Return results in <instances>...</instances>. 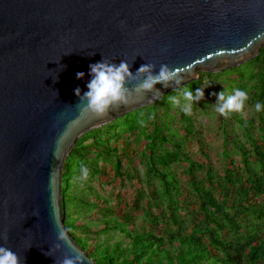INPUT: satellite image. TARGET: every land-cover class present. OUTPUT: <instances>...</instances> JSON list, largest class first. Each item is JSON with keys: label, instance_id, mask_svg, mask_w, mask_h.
<instances>
[{"label": "water", "instance_id": "obj_1", "mask_svg": "<svg viewBox=\"0 0 264 264\" xmlns=\"http://www.w3.org/2000/svg\"><path fill=\"white\" fill-rule=\"evenodd\" d=\"M263 46L264 0H0V246L21 264H57L73 249L80 264H96L65 227L60 204L76 140ZM103 58L127 60L133 73L167 64L182 83L157 84L161 94L134 95L107 117L81 113L74 90L88 91L89 66ZM57 224L72 249L57 240Z\"/></svg>", "mask_w": 264, "mask_h": 264}, {"label": "trees", "instance_id": "obj_2", "mask_svg": "<svg viewBox=\"0 0 264 264\" xmlns=\"http://www.w3.org/2000/svg\"><path fill=\"white\" fill-rule=\"evenodd\" d=\"M185 87L204 90L189 114L168 99L183 104ZM235 89L249 99L225 118L213 93ZM256 102L264 105V46L83 133L61 171L63 222L73 240L96 264H264V108L256 112ZM136 159L144 173L129 198L89 182L131 180ZM78 162L89 169L86 180Z\"/></svg>", "mask_w": 264, "mask_h": 264}, {"label": "clouds", "instance_id": "obj_3", "mask_svg": "<svg viewBox=\"0 0 264 264\" xmlns=\"http://www.w3.org/2000/svg\"><path fill=\"white\" fill-rule=\"evenodd\" d=\"M131 66L127 60H121L117 64L105 58L91 64L89 66L91 79L87 83L88 91L81 95V89L79 87L74 90L76 96L79 98V104L77 106L80 112H91L101 118L107 117L110 112L116 111L122 106L131 103L134 95H147L152 93L153 96H156L161 94L160 90L156 88L157 84L168 88L170 86H178L182 83L179 70L167 64H160L157 71L155 64L145 63L135 73L130 70ZM84 75L83 72L76 74L77 79H82ZM213 95L217 98L215 110L225 118L233 112L242 111L245 102L249 99L247 91L241 89H235L234 94L227 96L225 90L219 93H213ZM182 97L183 104H181V98L179 96H169L168 99L173 106H180L185 114H189L192 111L194 101L199 102L204 98V90L198 88L195 94H193L189 88L185 87L182 90ZM254 107L256 112H260L264 108V105L256 102ZM78 163L81 173L79 178L86 180L90 174L89 169L83 162ZM35 214L38 215V213ZM57 228V240L72 249L65 231L60 228L59 224H57ZM2 238L6 241L8 239L7 233H4ZM61 247V243H57L49 253L60 251ZM73 251L74 254H65L63 259L59 260L57 264H80L82 260L81 254L77 253L74 249ZM0 264H21V261L18 254L10 248L0 246Z\"/></svg>", "mask_w": 264, "mask_h": 264}, {"label": "rangeland", "instance_id": "obj_4", "mask_svg": "<svg viewBox=\"0 0 264 264\" xmlns=\"http://www.w3.org/2000/svg\"><path fill=\"white\" fill-rule=\"evenodd\" d=\"M198 120L204 125L203 121L206 120L202 115L197 116ZM213 149H217L220 143L218 137L212 136L211 138ZM135 171H132L133 178L131 180L124 179L121 181L119 178L114 177L113 175L104 177V183L100 182L96 177L91 178L89 181L92 185H94L99 191L103 193H113L114 195L121 194L124 198H129L133 195L135 188L140 184L138 182V177L142 176L144 173V167L136 159ZM100 164L103 162L100 161ZM104 167L107 169L110 168V165L107 163H103ZM112 202H116V199H111ZM140 220V219H139ZM139 220L137 222L139 223Z\"/></svg>", "mask_w": 264, "mask_h": 264}]
</instances>
